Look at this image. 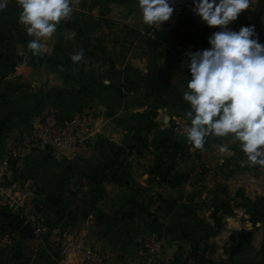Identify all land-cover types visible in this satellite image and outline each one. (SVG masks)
Segmentation results:
<instances>
[{
    "label": "crops",
    "instance_id": "crops-1",
    "mask_svg": "<svg viewBox=\"0 0 264 264\" xmlns=\"http://www.w3.org/2000/svg\"><path fill=\"white\" fill-rule=\"evenodd\" d=\"M75 9L46 41L49 54L43 57L33 56L27 48L32 37L18 22L20 9L15 0H9L7 8L0 11V165L15 140L39 125L49 108L58 110L61 118L82 116L81 132L99 136L97 144L77 149L37 150L9 173L8 180L28 191L47 220L52 219L49 225L59 226L73 242L65 264H85L83 253L89 248L128 260L148 234L165 242V255L159 264H264V169L241 167L237 144L223 141L230 151L221 154V141L210 139L202 152H189L187 161L178 160L190 165L182 187L165 181L158 185L155 155H147L148 162L147 156L144 161L135 154V186L142 185L149 194L162 193L164 197L152 210L156 216L137 211L131 219L122 218L123 212L131 209L125 200L128 186L114 179V165L120 156L142 141L149 108L141 101L133 103L130 96L164 92V98L175 95L185 104L183 84L189 77L182 66L184 54L189 49L209 47L208 36L216 29L193 15L189 0L178 23L163 24L172 48H180L176 55L167 50L163 58L160 39L154 36L159 26L149 28L141 23L136 0H81ZM88 17L101 22L94 36L112 39L109 45L137 41L140 53L124 61L112 58L111 62L117 69L119 64L133 68L140 81L139 91L117 90L115 78L103 65L85 58L73 64L78 32L71 21L80 23ZM247 24L256 25L264 42V0H253V10H246L231 27L238 30ZM131 32L139 37L134 38ZM156 111L157 128L169 133L165 147L186 145L185 139L175 142L170 136L178 124H172L168 107ZM209 202L208 210L203 206ZM0 209H5L0 214V264H32L36 256L42 264L62 260L60 246L53 245L47 235L37 236L31 228L14 223L5 206ZM58 214H62L60 220ZM54 220L57 223L53 225Z\"/></svg>",
    "mask_w": 264,
    "mask_h": 264
},
{
    "label": "clouds",
    "instance_id": "clouds-1",
    "mask_svg": "<svg viewBox=\"0 0 264 264\" xmlns=\"http://www.w3.org/2000/svg\"><path fill=\"white\" fill-rule=\"evenodd\" d=\"M176 0H136L141 23L162 26L174 16ZM18 22L32 39L33 56L49 54L46 41L72 16L79 0H15ZM9 0H0V11ZM191 12L212 31L207 48L189 49L182 66L188 70L182 99L185 122L177 132L193 150L203 151L210 139L221 141V154L238 145L241 167L264 169V42L255 24L231 27L253 0H190ZM75 36V33H72ZM85 58L84 49L71 55L73 64ZM175 117H173L174 119ZM169 122L168 118H165Z\"/></svg>",
    "mask_w": 264,
    "mask_h": 264
},
{
    "label": "built area",
    "instance_id": "built-area-1",
    "mask_svg": "<svg viewBox=\"0 0 264 264\" xmlns=\"http://www.w3.org/2000/svg\"><path fill=\"white\" fill-rule=\"evenodd\" d=\"M188 4L189 0H176V11L168 22H176L181 18ZM1 79L0 76V82ZM83 124L84 119L80 115L61 118L58 110L49 108L39 125L15 140L3 155L0 165V206H5L22 221L23 226L31 228L37 236L47 235L53 245L60 246L62 260L58 264H65V259L74 248L73 242L67 239L59 226L49 225L46 215L37 208L31 194L23 191L17 182L8 180L9 173L37 150H72L88 146L91 131L81 132ZM165 248L162 237L148 234L139 241L135 255L128 260L115 259L94 248L85 250L83 259L85 264H159L165 255Z\"/></svg>",
    "mask_w": 264,
    "mask_h": 264
},
{
    "label": "rangeland",
    "instance_id": "rangeland-1",
    "mask_svg": "<svg viewBox=\"0 0 264 264\" xmlns=\"http://www.w3.org/2000/svg\"><path fill=\"white\" fill-rule=\"evenodd\" d=\"M177 23H178V20H177ZM165 28L166 27L164 25L159 26L158 31L154 32V36L157 37V39L158 38L160 39L159 44L161 45L162 50H163V58H166L164 56L167 55V50L169 49L173 52L174 55H176L177 52L180 50V48L176 46L172 48L171 43L169 42V40H167L170 38V34L168 35L166 34ZM131 35L132 36L134 35V38L139 37L134 32H131ZM110 40L107 39L105 35L102 37L101 36L95 37L94 34L87 37V39H85L84 41L82 40L81 48L82 49L86 48V51H87L85 52L86 54L85 58L87 60H90L88 58H100L101 60L93 59V61L91 60L90 61L98 65H103L104 67H107L105 71L106 70L108 72L110 71L111 76L115 78L114 83L116 84V86H118L117 83L120 86L121 82H124L126 80L127 81L136 80V77L133 73V68L131 66L130 67L127 65L121 66L122 64H119L120 67L119 65H117V67H119V69H117L116 66L112 64L111 61H112V58H121L119 60L124 61L126 58H130L131 54L135 55L137 53H140V50H139L140 48L137 46V41H128V42H125L124 45L114 46V45H109V43H112V39ZM115 40L116 39H113V41ZM108 58H111V60H109V62L107 63L106 61H108ZM167 58H171V54ZM110 68L112 71L110 70ZM179 68H181V65H179ZM180 71L181 70H179L178 72ZM123 90L124 88H121V91ZM137 91H139V89ZM137 91H133V92H137ZM164 97H165L164 92H160L159 95L149 94V93L144 95V94L138 93L136 94V98L130 96L131 101L134 99L133 103H135L134 101H138V102L141 101L149 105V108L147 109V112L145 113V122H144L145 126L143 125L145 128L143 127L144 129H142L143 131L141 133L142 136L140 137L142 141H140L138 145L131 146V148H129L130 150L127 153H124L123 155L120 156L118 163H120L123 167L119 168L118 166H115L116 164L114 165L115 168L117 167L119 168L117 169L120 170V172L122 171V173L124 172V174H126V172L129 173V178L124 183V185L128 186V189L125 193L126 194L125 200L128 202L131 201L129 199L134 194V196L136 197V200L139 202V205H141V207L143 208L141 210V207L136 208V206L133 207L130 204L131 209L128 211L130 213L131 212L133 213V209H138V210L140 209L139 212H142V213H145L151 216H156L157 212L153 213L152 210L155 211L157 206L159 207V205L157 204L163 201V198H164L162 193L160 194L157 193L158 194L157 196L154 194L151 195V192L150 194L147 192L148 188H145L144 186L139 185V184L135 186V184L133 183L132 170L134 168L133 159H134L135 154L137 156H141L144 159V161L147 155H150V154L155 155V161L158 163L159 166L155 167V162H154L153 168L159 169L156 175V182L158 185L161 184L162 181H164L165 179H168L169 180L168 182L171 186L182 187L187 182L185 179H180L179 177H177V175L180 173H186L185 169L189 168L190 165L189 163H184L183 161L178 162V160L182 158L183 160L188 158L189 152L190 153L200 152L199 150H193V149L191 150L188 144L182 145L178 143V144L169 145L168 148L165 147V144L167 140L169 139V133H166L165 130L163 129L157 128L156 119H155L156 113H157L156 109L160 107H168L169 109L168 115L172 119L171 120L172 124H174L177 122V120H179L181 123L183 121L185 122L184 112L187 110L188 106L186 103L185 104L181 103L179 101L180 99L177 98L175 95L171 96L168 99ZM173 117L175 118L173 119ZM152 124H153V127H151ZM178 127L179 125L176 127V130H171L170 136L171 138H173L175 142H178L179 139L181 138L185 139L183 136H180L178 134L177 132ZM139 134L140 133L136 132L137 136H139ZM98 137L99 136H96V137L91 136L90 145L93 143L97 144ZM158 137L163 138V140L161 139L163 142L161 140H160L161 143L160 141H156L158 140ZM95 139L96 141L94 142ZM146 160L148 162L150 161L149 156L146 157ZM184 161H187V160H184ZM167 170H170V171H167ZM166 171H167V174H166L167 177L165 178L164 174ZM114 179H115V175H114ZM177 193L179 195V191ZM210 205L212 204L209 202L207 205L203 207L209 210ZM160 214L161 213L158 212V216H162Z\"/></svg>",
    "mask_w": 264,
    "mask_h": 264
},
{
    "label": "trees",
    "instance_id": "trees-1",
    "mask_svg": "<svg viewBox=\"0 0 264 264\" xmlns=\"http://www.w3.org/2000/svg\"><path fill=\"white\" fill-rule=\"evenodd\" d=\"M71 25H72V27H74L76 30H77V32H78V51H79V49L81 48V46H82V43H81V41L83 40H85V39H87V37H89L90 35H92V34H94L96 31H99L100 29H101V27H102V25H101V22H98L97 20H95V19H93L92 17H88V18H85L82 22H78V21H71ZM84 52H87L86 51V48H84ZM86 55V54H85ZM86 59V58H85ZM88 59H90L91 61H93V59H97V60H99L100 58H88ZM101 60V59H100ZM109 60H111V58H108V61H106L107 63L109 62ZM117 85L118 86H116V84H115V87H116V89L117 90H119V91H121V88H124V91H126L127 93H130V92H133V91H137L138 89H139V87H140V81H139V79H137L136 78V80H131V81H124V82H121V84H120V86H119V84L117 83ZM151 127H153V124L151 125ZM155 127H156V125H155ZM161 133V132H160ZM160 135V134H159ZM163 140V138H159L158 137V140H156V141H160V140ZM161 140V141H162ZM161 141H160V143H161ZM163 142V141H162ZM115 166H118L119 168H121V167H123L120 163H116V165ZM117 167V168H118ZM117 168H115L114 167V169H115V173H114V175H115V179H116V181L117 182H119V183H125V181L129 178V173L128 172H126V174H124V172L122 173V171L120 172V170H118ZM167 171H170V170H167ZM167 171L165 172V174H164V177L166 178L167 177ZM177 177H179L180 179H185L186 180V178H187V173H180V174H178L177 175ZM165 182H168L169 180L168 179H165L164 180ZM171 182V181H170ZM169 183V182H168ZM176 187V186H175ZM133 196H134V194H133ZM131 197L129 200H131V201H127L129 204H131L133 207H135L136 206V208L138 207V208H140L141 207V205H139V202L136 200V197L134 196V197ZM37 208L40 210V208H39V206L37 205ZM143 208L141 207V210H142ZM137 211H139L138 209H136ZM136 210H134L133 211V213L131 212H123V215H122V218H129V219H131V218H133V216L135 215V213H137L136 212ZM5 213V209H0V214H4ZM8 214H9V216H12L13 217V222L14 223H17V224H20V225H23L22 224V221L17 217V216H15V215H13V214H11L10 212H8ZM61 217H62V214H60V216H59V214H58V219L57 220H60L61 219ZM50 220H52V219H48V221L50 222ZM52 223H53V225L55 224V223H57L56 222V220H54V221H51Z\"/></svg>",
    "mask_w": 264,
    "mask_h": 264
},
{
    "label": "water",
    "instance_id": "water-1",
    "mask_svg": "<svg viewBox=\"0 0 264 264\" xmlns=\"http://www.w3.org/2000/svg\"><path fill=\"white\" fill-rule=\"evenodd\" d=\"M96 141V139L94 140V142ZM32 264H42L41 259L39 258V256H36L35 259L33 260Z\"/></svg>",
    "mask_w": 264,
    "mask_h": 264
}]
</instances>
